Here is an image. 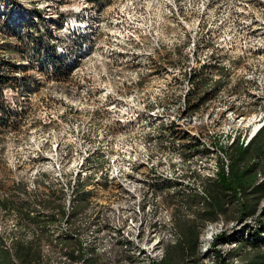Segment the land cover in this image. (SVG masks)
<instances>
[{
    "label": "rangeland",
    "instance_id": "374dc122",
    "mask_svg": "<svg viewBox=\"0 0 264 264\" xmlns=\"http://www.w3.org/2000/svg\"><path fill=\"white\" fill-rule=\"evenodd\" d=\"M48 1L29 3L35 9ZM173 1L116 0L105 12L126 13L146 28L137 34L150 66L132 72L96 57L81 70L50 75L40 38L10 34L16 19L0 23V59L12 68L0 84V264H26L14 251L18 243L39 255L29 264H81L72 247L95 264H152L192 224L200 231L196 264H220L219 254L239 249L234 239L248 238L257 225V215L247 225L237 221L234 204L206 219L204 184L220 157L227 162L220 149L245 139L255 118L264 117V97H243L239 75L247 68L237 58L230 57L233 69L208 65L189 78L186 19L192 27L202 4ZM94 85L105 89L93 95ZM121 113L135 118L120 124ZM115 153L124 160L136 155L132 172L97 179L104 165L108 175L113 171L105 162ZM239 252L234 264L253 254ZM169 254L172 264H182L175 247Z\"/></svg>",
    "mask_w": 264,
    "mask_h": 264
},
{
    "label": "bare ground",
    "instance_id": "6f19581e",
    "mask_svg": "<svg viewBox=\"0 0 264 264\" xmlns=\"http://www.w3.org/2000/svg\"><path fill=\"white\" fill-rule=\"evenodd\" d=\"M18 3L25 8L17 10ZM114 3L116 0H110V5L109 0H73L68 6L66 0H50L45 7L33 9L35 4L29 3V0H0V23L2 20L7 22L9 18L16 19L17 24L15 28H10V34L40 38L42 59L46 62L44 72L50 75L72 73L96 57L105 64L130 72L148 68L151 53L144 51V40L141 41L138 37L141 35L137 34L141 31L144 35L146 28L126 13L106 16L105 12ZM201 4L200 18L195 16L197 19L195 23L191 22L192 27L188 24L190 19H186L185 25L188 30L187 48L190 50L189 78L208 65L233 69L230 57L237 58L247 68L239 75L246 86L243 97H264V0H201ZM200 53L203 54L201 57ZM223 55L226 59L221 62ZM99 85L91 86L89 93L95 95L105 89ZM133 118V115L121 113L116 121L125 124ZM253 122L251 132L245 139L244 135L241 138L245 145L264 127V117L260 115ZM86 158L87 155L82 160ZM136 160L134 154L127 155L124 160L121 154L115 153L105 162L113 170L110 175L105 165L94 174L100 180H119L132 172ZM77 172L90 175L82 169L74 171Z\"/></svg>",
    "mask_w": 264,
    "mask_h": 264
},
{
    "label": "trees",
    "instance_id": "16d2710c",
    "mask_svg": "<svg viewBox=\"0 0 264 264\" xmlns=\"http://www.w3.org/2000/svg\"><path fill=\"white\" fill-rule=\"evenodd\" d=\"M12 68L10 64L3 62L0 59V72L5 73L0 75V84L8 79V72ZM203 97L198 98V102ZM189 105L194 107L197 105ZM223 155H226L227 162L224 157L219 158L218 170L214 178L207 179L204 184L206 190L204 199L206 219L215 220L219 215H225L229 205L234 204L236 220L243 223L251 217L258 216L257 225L251 228L248 238H235L238 241L239 249L229 251L227 256L219 254L220 264H234L233 256L241 254L240 249L248 251L247 254L252 255L244 264H264V206L260 207L261 201L264 198V127L249 140L245 145L237 136L232 139V142L223 150L220 149ZM218 164V162H217ZM259 174L262 179H259ZM84 184L79 183L77 188L83 189ZM85 198L86 193L82 195ZM247 225V222L244 223ZM199 228L192 224L181 231L180 238L173 246L167 245L165 255L160 260H152V264H172V258L169 254L170 249L175 247L177 254L182 261V264H196L199 259ZM223 232L215 234L212 244L223 237ZM21 246V247H20ZM73 247L70 249L71 258L81 261V264H95L91 256H86L84 252L75 254ZM20 259L29 264L32 258L39 259L36 252L31 254V248L23 247L19 243L14 250ZM13 264V263H8Z\"/></svg>",
    "mask_w": 264,
    "mask_h": 264
},
{
    "label": "built area",
    "instance_id": "2783aa9c",
    "mask_svg": "<svg viewBox=\"0 0 264 264\" xmlns=\"http://www.w3.org/2000/svg\"><path fill=\"white\" fill-rule=\"evenodd\" d=\"M109 5H110V0H109ZM108 5H105L107 7ZM234 27V25H232ZM67 76H72V74H68ZM11 128V127H10Z\"/></svg>",
    "mask_w": 264,
    "mask_h": 264
}]
</instances>
